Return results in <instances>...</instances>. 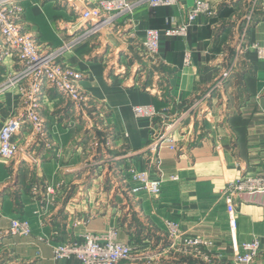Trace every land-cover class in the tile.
Here are the masks:
<instances>
[{
	"label": "crops",
	"instance_id": "1",
	"mask_svg": "<svg viewBox=\"0 0 264 264\" xmlns=\"http://www.w3.org/2000/svg\"><path fill=\"white\" fill-rule=\"evenodd\" d=\"M131 1L139 2L132 14L117 16L95 34L67 0H22V25L42 49L60 51L57 60L83 74L79 85L107 110L123 166L161 179L162 191H122L116 176L94 177L91 167L78 174L83 160L79 132L72 127L73 104L48 84L41 113L52 145L40 139L22 145L11 161L0 157V264H67L54 256L57 243L112 228L119 229L121 241L139 245L131 264H235L242 243L254 239L261 246L254 264H264V195L238 198L233 209L224 195L244 172L264 169V59L254 50L237 55L236 44L249 25L248 40L264 47V0H209L217 11L202 15L184 38L165 32L185 20L183 3L195 0L157 8ZM151 27L160 32L156 62L146 57L143 45ZM20 67L12 56L0 61V86ZM199 99L205 106L187 120L185 133H178L176 151L155 148L158 118L133 111L134 105L153 104L180 115ZM20 105V83L0 89V126ZM34 184L43 187L41 196L32 193ZM46 184L60 185L57 200L47 203ZM13 218L28 219L32 234L5 235ZM169 219L211 241L205 248L210 260L177 253L175 261L170 240L163 245Z\"/></svg>",
	"mask_w": 264,
	"mask_h": 264
},
{
	"label": "built area",
	"instance_id": "2",
	"mask_svg": "<svg viewBox=\"0 0 264 264\" xmlns=\"http://www.w3.org/2000/svg\"><path fill=\"white\" fill-rule=\"evenodd\" d=\"M73 8L79 11L82 19L90 22V33H98L119 15L132 14L139 2L131 0H96L86 3L83 0H67ZM152 8L162 6H177L184 0H142ZM9 0H0V61L7 56L18 59L21 67L15 73H9L7 80L0 89L20 83L21 105L15 114L7 117L0 126V157L11 161L15 159L22 145L30 146L38 140H44L50 147L45 120L41 113L42 96L44 87L53 85L66 99L73 104L75 114L88 115L98 104L97 100L83 90L79 80L83 74L75 68L64 65L57 60L60 51L50 52L42 49L36 42L34 35L25 30L22 25L23 9L10 6ZM186 9V18L178 26L166 30V35L171 37H187L190 28L197 20L206 14L217 11V5L209 0H195ZM248 27L240 33L237 40V55L244 54L248 50L257 52L259 58L264 59V47L248 40ZM160 32L156 28H148L143 42L146 57L158 61ZM68 48V46H66ZM190 62L189 54L185 63ZM205 100H196L188 106L187 113L172 114L169 108L159 109L153 104L134 105L133 111L138 117L151 119L158 118L154 125V137L156 147L167 146L170 150H178V133L183 135L187 120L197 118L199 110L205 106ZM87 116V117H88ZM29 131L27 137L19 141L18 134ZM126 183L129 181L134 186L128 185L130 192H147L159 195L162 191V180L151 177L148 171H139L130 166ZM176 177V176H175ZM177 178V177H176ZM129 179V181H128ZM42 186L34 184L31 187L35 196H41ZM47 203L53 202L60 196V186L46 184L43 189ZM224 195L230 209L235 208L238 198L247 196L251 199L264 195V169L257 174H241L236 180L230 182L224 188ZM42 211H46V204L42 203ZM38 213V212H37ZM83 220H80V223ZM168 238L171 248L176 253L189 257H199L210 260V255L205 248L211 245V241L184 231L177 220L166 221ZM5 235L29 236L32 234V226L26 218H13L5 232ZM2 234H0V237ZM1 247V242H0ZM139 245L134 241H121L119 229L112 228L106 233L96 234L86 232L80 240H67L59 242L54 247V256L59 260H66L67 264H131L138 256ZM261 246L257 239L244 242L241 252L235 254V264H254L260 258ZM140 256V255H139Z\"/></svg>",
	"mask_w": 264,
	"mask_h": 264
},
{
	"label": "rangeland",
	"instance_id": "3",
	"mask_svg": "<svg viewBox=\"0 0 264 264\" xmlns=\"http://www.w3.org/2000/svg\"><path fill=\"white\" fill-rule=\"evenodd\" d=\"M9 2H12L10 6L19 7L25 10L22 0H9ZM73 111L75 114L76 111L74 108ZM87 116L88 115L78 113L76 115V119H73L72 122L74 130L79 132L76 145L78 146L77 150H79L80 146L82 147L80 148V153L83 163L86 158V163H82L83 167H81V169H77L76 172L80 174L83 173L85 168L91 167L92 175L102 179H105L112 173V175L118 178L119 186L122 191L127 189L128 185L126 183V179L128 178L127 171L129 168L126 169L123 166L124 158L122 154L115 151L116 136L114 129L107 121V110L104 106L97 104L93 108V111L89 113V116ZM168 239L169 238L167 236V240L163 241V245L167 243ZM180 255H177V253L175 254V261L177 258L179 260Z\"/></svg>",
	"mask_w": 264,
	"mask_h": 264
}]
</instances>
